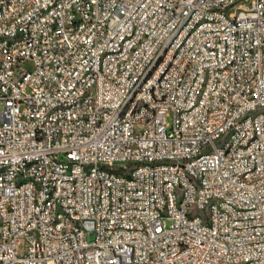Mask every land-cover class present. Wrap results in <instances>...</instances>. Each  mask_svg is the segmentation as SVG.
I'll use <instances>...</instances> for the list:
<instances>
[{
	"label": "built area",
	"instance_id": "obj_1",
	"mask_svg": "<svg viewBox=\"0 0 264 264\" xmlns=\"http://www.w3.org/2000/svg\"><path fill=\"white\" fill-rule=\"evenodd\" d=\"M0 264H264V0H0Z\"/></svg>",
	"mask_w": 264,
	"mask_h": 264
},
{
	"label": "rangeland",
	"instance_id": "obj_2",
	"mask_svg": "<svg viewBox=\"0 0 264 264\" xmlns=\"http://www.w3.org/2000/svg\"><path fill=\"white\" fill-rule=\"evenodd\" d=\"M168 120L170 121V118Z\"/></svg>",
	"mask_w": 264,
	"mask_h": 264
}]
</instances>
